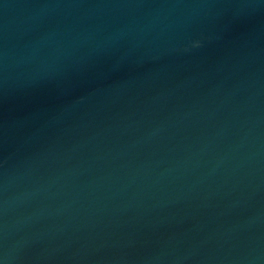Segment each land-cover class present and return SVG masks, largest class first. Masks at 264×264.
Here are the masks:
<instances>
[{
	"label": "water",
	"instance_id": "water-1",
	"mask_svg": "<svg viewBox=\"0 0 264 264\" xmlns=\"http://www.w3.org/2000/svg\"><path fill=\"white\" fill-rule=\"evenodd\" d=\"M4 264H264V0H0Z\"/></svg>",
	"mask_w": 264,
	"mask_h": 264
},
{
	"label": "clouds",
	"instance_id": "clouds-1",
	"mask_svg": "<svg viewBox=\"0 0 264 264\" xmlns=\"http://www.w3.org/2000/svg\"><path fill=\"white\" fill-rule=\"evenodd\" d=\"M0 264H4V261L3 260H0Z\"/></svg>",
	"mask_w": 264,
	"mask_h": 264
}]
</instances>
